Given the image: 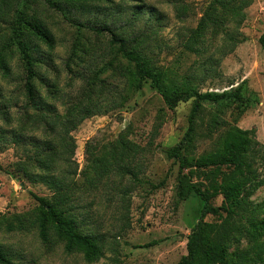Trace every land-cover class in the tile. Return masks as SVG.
<instances>
[{
    "label": "rangeland",
    "instance_id": "374dc122",
    "mask_svg": "<svg viewBox=\"0 0 264 264\" xmlns=\"http://www.w3.org/2000/svg\"><path fill=\"white\" fill-rule=\"evenodd\" d=\"M9 8L0 6V105L7 104L13 122L0 118V129L17 128L23 138L34 136L52 139L45 134L43 125L33 118L17 122L26 99V73L20 55L10 39V24L17 0ZM65 8L67 15L89 26H107L118 36L132 38L144 35L141 47L153 65L167 73V86H178L182 80L199 92L222 93L234 91L245 82L243 103H202L191 123L190 142L181 151L191 166L183 169L187 176L193 164L202 155L219 149L221 138L230 126L254 131L255 160L251 167L252 184L245 202L254 209L255 220L264 218V0H251L241 12L243 19L237 25L236 17L217 22V31L207 29L203 38L192 45L193 31L203 17L210 0H82L67 3L55 0ZM28 13L36 15L52 33L55 46L51 51L41 45L50 58L46 72L54 82L59 95L49 92L34 81L41 95L59 114L68 106V99L81 85L75 75L80 73L101 87V110L117 86L126 102L116 103L106 114H97L84 120L71 132L76 144L74 161L77 165L74 194L75 214L83 234L92 233L102 240L101 255L88 262L80 252L67 253L64 244L53 239L44 244L33 225L23 229H8L13 215L35 210L38 206L33 195L50 197L51 191L41 183H31L22 177L17 162L25 159L22 145L0 147V247L16 264H177L187 253V236L200 221L202 201L194 193L186 200L176 195L179 163L167 156V151L184 139L190 125L193 99L180 102L168 109L162 97L143 82L139 89L124 84V75L133 66L110 48V33L96 34L67 22L43 0H28ZM225 18V17H224ZM77 48L72 53L73 48ZM197 48V53L190 51ZM110 62V65H107ZM106 66V67H105ZM111 66V67H110ZM113 68V70H112ZM112 71L116 75H112ZM65 94L66 98L60 95ZM217 120V124L214 123ZM45 134V135H44ZM251 136V135H250ZM133 146L130 160L119 157L120 143ZM27 142L24 141V143ZM86 147L89 149L86 155ZM29 148V147H27ZM113 155L115 157H113ZM104 160L106 175L93 187H84V172L92 161ZM128 164L129 169H124ZM227 174L229 170L223 169ZM239 177L236 173L234 178ZM208 181L186 177L185 182ZM223 202L221 195L210 201L212 207ZM203 222L219 223L212 214ZM238 229L231 233L226 256L235 255L264 245V235L256 244L245 235L244 220L233 221ZM264 264V262L262 263Z\"/></svg>",
    "mask_w": 264,
    "mask_h": 264
},
{
    "label": "trees",
    "instance_id": "16d2710c",
    "mask_svg": "<svg viewBox=\"0 0 264 264\" xmlns=\"http://www.w3.org/2000/svg\"><path fill=\"white\" fill-rule=\"evenodd\" d=\"M49 7L57 10L62 17L75 26L86 28L96 34L102 31L110 33V48L115 46L116 52L133 66L130 73L124 75V84L139 89L143 82H148L163 100L168 109H174L178 103L193 99L190 125L178 145L167 151V156L179 163V178L176 195L180 200H186L188 195L194 193L202 201L200 221L191 229L187 236L185 256H182L177 264H262L264 262V245L257 249L252 248L239 252L234 259L226 256L230 235L238 228L233 226V221L244 220V229L247 240L256 244L264 235V218L255 220L254 209L249 208L245 202L248 188L253 182L251 167L255 160L256 151L253 140L254 131L241 130L236 126L228 127L222 138L219 149L213 153L202 155L193 164L194 169L189 170L187 176L181 175L183 169L191 166L182 157L181 151L190 142L192 131L191 123L197 115L202 103H243L247 100L244 97V85L242 82L234 91L222 93L199 92L192 87L187 80H182L178 86H167L165 84L168 75L161 72L153 65L150 57L146 55L141 47L142 35H134L132 38H124L113 33L110 28L103 26L96 28L89 26L75 18L67 15L65 8L58 5L55 0H43ZM67 3L80 2L82 0H66ZM251 0H210L209 5L200 19L196 29L193 31L192 45L203 38L208 28L212 34L217 31V22L225 21L226 17H236L237 25L243 19L242 10L250 4ZM12 0H0V6L10 7ZM28 0H17V7L13 8V20L10 24L11 36L17 48L18 54L26 73L24 82V97L26 103L17 115V122L28 121L33 118L35 124L43 125L45 134H50L52 139H39L34 136H27V142L17 128L3 131L0 129V147L8 144L22 145L26 151L25 159L17 162L16 167L22 171V177L31 183H41L50 191V197H38L33 195L38 206L31 212L13 215V223L8 224V229H23L27 225H33L38 230L39 239L48 244L53 239L63 242L64 251L67 253L80 252L88 262L95 261L101 255L102 240L95 234H83L79 231V220L74 212V194L77 188L76 176L77 165L74 161L76 149L75 140L70 136L71 132L86 119L97 114H106L108 109L119 100L123 105L127 98L123 91L117 86L112 89V94L106 100L104 110L99 103L98 96L101 87L94 81L82 76L79 78L81 85L74 96L69 97L68 106L65 111L59 114L56 108L48 103L41 95L35 84V80L49 92L51 97L59 95L54 82H51L43 72L51 67L48 54L41 50L43 45L47 51L55 46V40L46 24L36 15L28 13ZM225 17V18H224ZM260 44L264 47V34L260 37ZM77 48H73L75 53ZM190 51L197 53V48L190 47ZM110 65V62L107 64ZM106 67V66H105ZM111 67V66H110ZM113 70V68H112ZM117 73L112 71V75ZM65 94L60 99L66 98ZM0 118L7 124L13 122L7 104L0 105ZM217 124V120H214ZM44 134V135H45ZM251 135V136H250ZM119 157H132L133 146L123 141L120 143ZM29 147V148H27ZM89 149L86 147V155ZM113 157H115L113 155ZM105 161H92L89 171L84 172V187L96 186L106 175L107 165ZM223 167L229 170L228 174L222 170ZM128 170V164L124 166ZM239 177L234 178L235 174ZM186 177L208 181L204 186L203 181L196 180L185 182ZM221 195L223 202L219 207H212L209 203L215 197ZM212 214L217 217L219 223L203 222V218ZM0 264H16L8 254L0 247Z\"/></svg>",
    "mask_w": 264,
    "mask_h": 264
}]
</instances>
